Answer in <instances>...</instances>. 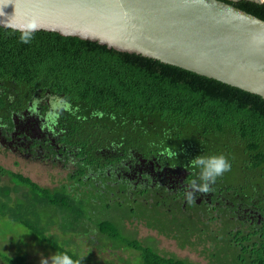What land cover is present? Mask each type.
Listing matches in <instances>:
<instances>
[{"label":"trees","instance_id":"obj_1","mask_svg":"<svg viewBox=\"0 0 264 264\" xmlns=\"http://www.w3.org/2000/svg\"><path fill=\"white\" fill-rule=\"evenodd\" d=\"M226 1L264 20V1ZM18 36V31L0 24V121L10 128L13 116L27 108L32 96L43 98L42 110L47 109L49 94L65 95L78 105L74 114L62 112L56 124L57 139L71 155L74 169L69 170V178L74 184L70 189L63 184L41 186L0 165V175L6 174L12 182V186L0 184V212L5 208L7 215L22 222L47 247L68 251L76 258L80 255L45 232L46 226L27 220L32 205L42 206L43 211L50 208L67 219L73 231H88L94 211L89 200H103L98 189L103 183L109 186L108 163L153 160L184 168L189 182L198 174L192 157L223 153L231 168L210 186L215 201L222 203V197L240 204L239 209L244 207L248 212L251 208L252 221L246 219L240 225L237 212L217 209V203L201 210L194 201H187L184 210L182 198L169 193L163 201L153 200L145 206H150V214L158 219L171 214L174 220L168 226L176 230L184 227L179 235L172 229L164 232L179 238L182 247L194 245L192 234L200 236L207 229L216 248L208 255L211 264H264V97L77 34L38 28L28 43L19 41ZM97 110L103 115H95ZM164 149L175 151L176 156L169 157ZM86 188L90 198L81 203L76 196ZM17 189H22L21 197L25 198L24 203H15L21 211L11 205L18 197L13 200L10 191ZM145 211L148 209H140V216L145 218ZM31 215L39 216L35 210ZM178 217H182L181 222L175 219ZM213 218H219L218 230L207 225ZM93 225L112 245L136 251L140 264H192L127 236L112 217L97 218ZM146 225L151 226L148 221ZM1 256L7 264H30L23 254ZM80 260L81 264H92L85 258Z\"/></svg>","mask_w":264,"mask_h":264},{"label":"water","instance_id":"obj_2","mask_svg":"<svg viewBox=\"0 0 264 264\" xmlns=\"http://www.w3.org/2000/svg\"><path fill=\"white\" fill-rule=\"evenodd\" d=\"M0 12L264 97V20L226 0H0Z\"/></svg>","mask_w":264,"mask_h":264},{"label":"rangeland","instance_id":"obj_3","mask_svg":"<svg viewBox=\"0 0 264 264\" xmlns=\"http://www.w3.org/2000/svg\"><path fill=\"white\" fill-rule=\"evenodd\" d=\"M0 165L6 169L17 171L30 177L41 186L54 187L66 183L68 180L67 169H62L58 165H51L50 163H42L25 157L16 156L10 150L5 148H0ZM0 184L12 186V182L6 174H3L1 177ZM21 192L22 189L10 191V196L13 200L15 199V196L18 197V199H16L15 202H12L11 205L14 203L12 207H14L15 210L20 209L19 211H21L22 208H16L15 203L17 200L21 204L24 203L25 198L21 197ZM79 193L80 194H78L76 198L82 201L81 203H85L86 199L89 200L90 197L87 196L89 194L87 188L81 190ZM89 201L92 204L91 209L94 211H92V214L90 213V228L88 231H73L74 229L68 226L69 222L67 219L64 218L63 220L60 218V215L54 214V211H50V208L43 211L42 206L38 204L32 205L34 209L31 208L39 214L38 218L31 215L32 210L27 213L28 216H26V218L28 221L36 223L38 227L46 226L47 231L45 232L55 236L57 241L63 244L67 249H70L73 252L76 251L82 256V258L90 260L92 264H127V262L130 264H140L136 251H133L126 246L112 245L110 240L100 234L93 225L95 219L105 216L112 217L116 220H120L122 217H127V214L134 217L131 214L132 210L128 208V205L126 203L119 204L117 202H109L107 205L104 204L103 201ZM28 211H30V209ZM181 218L182 217H178L175 219L178 222H181ZM172 220H174V218H171L170 216L167 219H158L156 215L150 214L147 217V221L153 228H155L154 230L148 228L143 219H141V221L138 220L131 222H127L125 219L122 221V224L125 227L123 233L127 236L135 237L145 244L153 246L159 253L186 258L192 264H211L208 255L209 252L215 251L216 248L212 240L209 238V231L205 229L203 232L204 234L198 236L197 239L196 236L198 235V232H195L196 234L190 237V240H194V245L187 244L182 247L178 241L180 240L179 238L173 239V237L164 236L156 232V230H159L161 233H164L172 229V232L175 230L177 233L176 235H179L184 227L182 226L180 227V230H176L175 228L168 226L171 224ZM184 224L185 226L188 225L186 222H184ZM207 225L209 228L218 230L220 221L217 219L214 221L210 220L207 221ZM20 230H26L28 232L21 233L19 237H16ZM6 236H8L7 239L5 238ZM54 252L55 251L47 247L38 236L35 234L33 235L27 226L7 215L5 208L2 209V212H0V264H7L2 259L1 255L3 253L8 255L23 254L30 264H39L41 256L47 257Z\"/></svg>","mask_w":264,"mask_h":264},{"label":"flooded vegetation","instance_id":"obj_4","mask_svg":"<svg viewBox=\"0 0 264 264\" xmlns=\"http://www.w3.org/2000/svg\"><path fill=\"white\" fill-rule=\"evenodd\" d=\"M41 107L42 106L39 104V111L37 113H30L27 108H25L22 111L23 115H20V113L15 114L12 118V126L10 128L0 121V148L8 149L16 156L25 157L42 163H50L51 165H58L62 169H67L68 180L66 183L62 184L70 189V186H72L74 182L69 178V170L74 169V165L72 164L69 149H67L65 145L60 144L56 136V131L52 132L45 127V110H42ZM55 129L57 130L56 126ZM111 158L113 159V157ZM105 168L110 177V181L108 182L109 186L104 183L101 184L98 192L103 200L99 198H94V200L97 202L103 201L104 204L107 205L109 202H117L119 204L126 203L128 205L134 217L127 214V217H122L120 220H117L121 225L122 232L125 229L122 221L125 219L127 222L141 221V219L146 222V218L150 215V206L147 208L145 204L153 200L163 201V196L166 193L181 197V207L182 209L185 208L187 200L184 196V189L188 183V171L184 168L154 163L153 160L144 158L140 159L138 162L129 159L122 160L121 163L110 162L105 165ZM113 175L115 179H111ZM2 176L3 174L0 175V179ZM220 198L223 199L222 203L215 201L214 193L210 190L206 193H195L194 202L201 207V210L202 208L206 209L205 207L210 209L213 207L214 203H217V209L219 207H224L227 213L232 211L234 213L237 212V219L240 225L245 223L244 221L246 219L252 221L253 214L251 213V208L248 207L247 212V209L244 207L239 209L240 204L237 203V205H234V203L228 199ZM140 209H148V211L144 212L145 218L140 216ZM169 216L171 217V214ZM214 220L216 219L213 218V221ZM217 220H219V218H217ZM146 226L155 230L152 226ZM156 232L166 236L159 230H156ZM173 232L177 234L175 230ZM197 238L198 235L196 236V239ZM173 239L176 238L173 237ZM191 241L194 240L191 239Z\"/></svg>","mask_w":264,"mask_h":264},{"label":"clouds","instance_id":"obj_5","mask_svg":"<svg viewBox=\"0 0 264 264\" xmlns=\"http://www.w3.org/2000/svg\"><path fill=\"white\" fill-rule=\"evenodd\" d=\"M0 15H3V13L0 12ZM0 23L18 31V39L22 43H28L32 39L33 33L39 27L34 18H25L23 20L7 18L0 20ZM8 99L11 100L12 97L9 96ZM42 99L39 96H32L30 103L27 105V110L30 113H37L39 111L38 105ZM47 105L48 107L44 113L45 127L52 132L56 131L55 126L62 112L74 114L78 109V105L74 106L65 95L49 94L47 96ZM94 114L97 116L103 115L99 110L95 111ZM20 115H23V113H20ZM60 131H63V129H60ZM164 151L169 157L176 156V152L173 150L164 149ZM191 164L195 168H198V174L197 177L192 178L187 183L184 189L185 199L189 203L195 200V193L210 191V186L215 182L216 178L231 168L230 160L223 153L197 154L191 158ZM27 232L26 230H20L16 237H19L21 233ZM8 236L5 238L7 239ZM80 257L82 256L73 258V256L69 255L68 251H55L47 257L41 256L39 264H81Z\"/></svg>","mask_w":264,"mask_h":264},{"label":"bare ground","instance_id":"obj_6","mask_svg":"<svg viewBox=\"0 0 264 264\" xmlns=\"http://www.w3.org/2000/svg\"><path fill=\"white\" fill-rule=\"evenodd\" d=\"M260 1H262V0H260ZM264 1V0H263Z\"/></svg>","mask_w":264,"mask_h":264}]
</instances>
